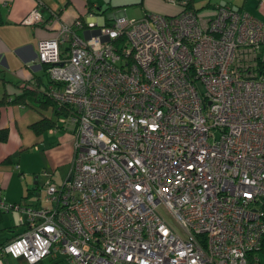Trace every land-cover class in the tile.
<instances>
[{"label": "built area", "instance_id": "1", "mask_svg": "<svg viewBox=\"0 0 264 264\" xmlns=\"http://www.w3.org/2000/svg\"><path fill=\"white\" fill-rule=\"evenodd\" d=\"M164 1L176 11L59 19L37 40L72 151L61 181L42 182L40 205L0 193V209L23 213L0 264L5 253L63 264L259 263L264 21L226 1L206 13ZM42 20L36 0L19 21Z\"/></svg>", "mask_w": 264, "mask_h": 264}, {"label": "crops", "instance_id": "2", "mask_svg": "<svg viewBox=\"0 0 264 264\" xmlns=\"http://www.w3.org/2000/svg\"><path fill=\"white\" fill-rule=\"evenodd\" d=\"M109 1L110 0H108V2ZM224 1L228 2V4L230 3L228 0ZM39 2L43 20L40 21V23L29 24L23 23L19 20L30 7L35 5L36 0H0V70L2 76L4 73L9 74L13 78V83L16 85L20 80L31 76V73L34 75H43L40 71L41 67L39 62L35 58L37 40L50 36L54 32L52 27H56L59 19L69 22L72 21L77 14L84 12L82 13V18L85 21H91L95 25L108 23L114 15H117L120 12L125 14L124 9L126 8L123 5L130 2H136L139 5V11H137V14L135 13L134 15L127 17H140L146 10H153L161 13H173L176 11V6L174 4L167 3L164 0H114L111 1L112 3H106L105 5L109 4L111 5L110 7L120 6V8L108 12L107 14H105V10L103 12H94L92 9H86L87 5L93 7L97 4V6H101V0H39ZM190 2L192 3V1ZM206 3L205 4L208 7H204L206 5L203 4L204 6H199L201 8L197 7L199 8L197 11L201 13L205 11L209 12L208 9H210L209 5L211 3ZM231 4L232 3L229 5ZM234 5V7L240 6V8H244L257 18L264 21V1L240 0L239 3L235 2ZM88 11H90V13ZM59 48L61 49L62 46H59ZM36 62H38V70L40 73L37 72V70L35 72L31 68L36 66ZM41 78L44 80V75L43 77L41 76ZM6 79L3 77L0 79V92H2L3 89L6 90L3 83ZM28 102L17 104H28L29 106L36 108V105H34L36 101L30 99ZM11 103L5 102L0 107V125H6L7 127V138L5 141L0 142V159L7 154L9 155V152L21 147V145H19V129L12 113ZM41 114L44 113H40V115ZM40 115L38 117H40ZM38 117L30 119L26 123L31 130L32 128L29 126V122ZM50 117L54 119L52 116ZM33 132L36 135L33 136V142L31 141L32 143L30 142V144L33 146V150L31 151L33 155L32 161L36 167H32V171H34V179L32 181L25 180L26 192L24 195H20L23 193L22 186L13 189L7 185L9 173L14 174V172L11 169L0 166V192L1 189L6 190L5 195H2L7 200L14 201L16 200V196H28L30 193L34 194L35 190L40 188L42 180L44 181L45 178H48L49 181L58 183L61 181L67 170L68 160L72 151L71 132L68 129L63 128L59 123L57 126L47 127L38 133L35 131ZM12 160L14 159L9 156V159L6 161L12 162ZM13 163L16 164L14 165L15 167L18 166V161L15 160ZM21 168L27 170V172L29 170V166L26 162H22ZM42 170L46 172V175L41 173ZM20 171L21 170H17L18 173ZM31 182H34L33 185ZM27 192H29V194L26 195ZM41 202L42 196L39 197L37 194L31 196L26 203L40 205Z\"/></svg>", "mask_w": 264, "mask_h": 264}, {"label": "rangeland", "instance_id": "3", "mask_svg": "<svg viewBox=\"0 0 264 264\" xmlns=\"http://www.w3.org/2000/svg\"><path fill=\"white\" fill-rule=\"evenodd\" d=\"M111 1L114 0H110L108 2V0H101V6H104L106 3H110ZM192 1V5L194 7H199L203 4H205L206 2L209 3H217V2H223L224 0H191ZM230 1V3H232V6H235L234 3L235 2H240V0H228ZM112 3V2H111ZM229 3V4H230ZM126 9H124L125 11V15L126 16H130V15H134L135 13L137 14V11H139V5L136 2H130L127 3L126 5H123ZM120 8V6H113V7H109L105 9V14H107L108 12L114 11L115 9ZM78 33L82 34L80 32V30L78 31ZM37 59V58H36ZM38 62H36V66L35 67H31L35 72L37 70V72L40 73V71L38 70ZM1 70H0V79L1 77H3L4 80V87L5 89L11 94L14 91H18L19 87L13 83V78L9 75V74H1ZM43 77V75H41ZM11 80H9V79ZM0 91H1V80H0ZM1 94V92H0ZM34 105H36V108L29 106L28 104H17V103H11V108H12V113L16 119V123H17V127L19 129V145H21V147H19L18 149H15L11 152H9V156L11 158H13L14 160H12V162L9 161H1L0 159V166H4L8 169H11L14 174L9 173V179L7 182V185L13 189H17L20 186L23 187V193H21L20 195H24V193L26 192V184H25V180H33L34 179V171H32V167H36V165L33 163V155L31 153V151L33 150V146L30 144V142L34 139L33 136H35L36 134L26 125V123L34 118V117H38L40 115V113H44L45 115H50L52 116L54 119L58 118V115L53 114V112L51 111V107L50 105H46L45 107H42L40 105H37L34 103ZM7 112V111H6ZM10 113V112H9ZM11 114V113H10ZM31 142V143H32ZM18 161V168L14 166L13 161ZM22 162H26L29 166V170L27 172V170L21 168L22 166ZM17 170H21L19 173L17 172ZM43 182V180H42ZM34 182H31V184L33 185ZM35 190V189H34ZM44 189L43 187L40 186V188L35 190V193H30L28 196H16V200L14 201H19V203H25L27 201H29V199L31 198V196H35V195H39V197H41L42 193H43ZM1 192L3 195H5L6 190L1 189ZM19 198V199H18ZM33 201V200H32ZM19 212L18 210H7V212H3L1 214V220H0V239L4 238L5 236H8L16 231H19L22 228V224H19L17 222L18 217H19ZM171 222V221H170ZM8 226V227H5ZM1 247V245H0ZM258 255L260 257V263L259 264H264V254L262 252H258ZM48 256H44L43 259L47 260ZM18 257H13L11 255H9L8 253H5L2 255L1 257V261L2 264H19L18 263ZM65 260V258L63 259ZM54 263V262H53ZM54 264H63V262L61 260H57V263Z\"/></svg>", "mask_w": 264, "mask_h": 264}, {"label": "trees", "instance_id": "4", "mask_svg": "<svg viewBox=\"0 0 264 264\" xmlns=\"http://www.w3.org/2000/svg\"><path fill=\"white\" fill-rule=\"evenodd\" d=\"M217 3H220V2H217ZM206 4H204V5H206ZM212 4L213 3H211L209 6L211 7ZM204 5H202V6H204ZM110 6L111 5H109V4H107L105 6H97V4H96L93 7L91 5H87L86 9L87 10L92 9L94 12H103L106 9V7H110ZM188 6L191 7L195 11H197L199 8L202 7V6L199 8L194 7L191 2H188ZM204 7H208V6L206 5ZM239 7L240 6H238L237 8H239ZM88 12H90V11H88ZM82 13H84V12H82ZM82 13L77 14L76 17H79L84 22V20L82 18ZM52 29L55 30V28H53V27H52ZM61 52H58L59 55H61L60 54ZM38 62H39V65L41 67V72L44 75V80H42L40 75H34L31 73V76H28V77L20 80V82L17 83V85L19 87L18 91H14L10 94L9 92H7L6 90L3 89V91L1 92V95H0V107L5 102L27 103L30 99H32L33 101H36L35 104H37V105H41V106L50 105L51 110L53 111V113L55 115H58L60 113V111L55 108L56 106H55L54 100L44 90L45 80H46L45 68L49 62H42V61H38ZM28 103H31V102H28ZM29 126L32 128L33 131L38 133L41 130L46 129L47 127L57 126V124H56L55 119H52L50 116L41 114L40 117L30 121ZM6 138H7V127H6V125H0V142L5 141ZM8 159H9V155L7 154L6 156H4L1 159V161H6ZM27 194H29V192H27L26 195ZM1 195H2V193H1ZM3 200H5L7 202L19 203V201L7 200L4 196H3ZM20 205H28V203H26V202L21 203ZM3 212H7V210L4 211L3 209H0V220H1V214ZM19 214L22 215L23 213L19 212ZM22 217H23V215H22ZM17 222L19 224H22L23 221L21 222L20 220H17ZM5 227H8V226H5ZM11 235L5 236L4 238L0 239V244L3 243L8 238H10ZM57 260H61V259L58 258ZM57 260H54L50 257H47V260H44L43 257H41V258H39L35 261H32V262H23V261H18V260L17 261L19 264H54V263H57ZM61 261L63 262V260H61ZM258 261L260 263V258Z\"/></svg>", "mask_w": 264, "mask_h": 264}]
</instances>
